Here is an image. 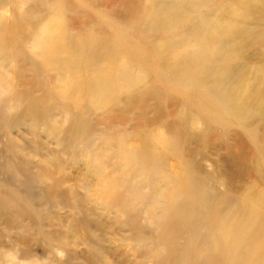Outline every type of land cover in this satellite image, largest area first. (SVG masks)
Listing matches in <instances>:
<instances>
[{
  "label": "rangeland",
  "instance_id": "374dc122",
  "mask_svg": "<svg viewBox=\"0 0 264 264\" xmlns=\"http://www.w3.org/2000/svg\"><path fill=\"white\" fill-rule=\"evenodd\" d=\"M0 264H264V0H0Z\"/></svg>",
  "mask_w": 264,
  "mask_h": 264
}]
</instances>
